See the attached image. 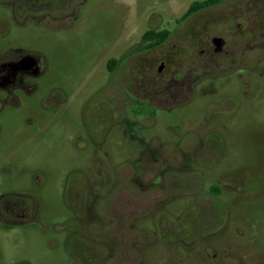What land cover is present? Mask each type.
Segmentation results:
<instances>
[{"label": "flooded vegetation", "instance_id": "obj_1", "mask_svg": "<svg viewBox=\"0 0 264 264\" xmlns=\"http://www.w3.org/2000/svg\"><path fill=\"white\" fill-rule=\"evenodd\" d=\"M2 1L1 23L36 35L13 43L0 37V122L27 114V130L14 133L39 143L40 129L49 135L64 123L59 150L78 151L52 186L54 246L67 260L142 264L141 251L165 232V211L178 202L167 211L182 220L169 228L182 241L177 250L195 248L199 261L206 257L201 264H264V240L244 211L250 203L264 209V126L256 116L264 101V0H232L223 19L194 28L185 16L166 52L155 49L169 37L155 45L148 34L162 31L149 28L130 50L115 47L90 94L83 84L69 93L51 82L48 56L30 43L49 30L83 32L88 0ZM178 110L200 112L201 123L168 138L166 123L157 131L158 118ZM3 133L0 127V140ZM0 170V233L26 229L37 220L34 192L45 182L37 176L30 190L22 174Z\"/></svg>", "mask_w": 264, "mask_h": 264}, {"label": "rangeland", "instance_id": "obj_2", "mask_svg": "<svg viewBox=\"0 0 264 264\" xmlns=\"http://www.w3.org/2000/svg\"><path fill=\"white\" fill-rule=\"evenodd\" d=\"M201 1L203 0H88L84 12L83 32L80 29L76 34L75 28L72 35H65L49 30L43 36H38V41L30 43L38 44L39 48L48 56L51 82H58L67 92L70 91V87L78 88L83 84L81 87L89 90L85 92L90 94L91 91L97 89L98 82L107 76L104 61L113 56L116 46L121 48L122 52L130 50V46L133 43L137 44L150 28L157 31L166 30L170 33L169 40L160 48L155 49V52L172 50L173 43L182 33L178 23L182 22L194 4ZM220 1L219 6L204 8L186 16L184 19L189 20L186 27L194 28L197 25L223 19L227 4L229 5L232 0ZM3 3L0 0V19L5 18ZM1 22L0 37L7 38L6 40L11 43L22 41L23 38L30 41L32 36L36 35L31 32L19 35L14 32L13 27L9 26L8 28V25ZM58 38L63 40V43ZM67 40L71 41L67 42ZM77 42L79 44L76 47ZM82 49H84L83 53H81ZM86 74L91 80L89 84L86 83ZM259 105L261 108L256 116L260 118L261 125L264 126V101ZM18 115L13 121L7 117L8 119L4 118L0 122L2 125L0 127H3L4 131L3 139L0 140V168H7L9 177L15 174L16 178L22 174L24 185L30 190L34 188L35 182L39 183L37 176L45 183L41 189L34 192L40 206L37 220L26 229L0 233V264H78L67 260L61 246H54L58 240H56L57 236L53 231L54 223L51 210V206L56 202V194L52 188V186L55 187L54 181L62 178L64 164L70 163L71 160L76 162L77 148L73 147L71 155L59 150L62 134L65 133L66 125L64 123L50 126L52 129L49 135L40 129L37 134L45 137L42 143L24 141L26 136L16 135L14 129L18 126L27 130L25 127H28L31 118L27 114ZM200 117V112L196 118L192 114L185 113L184 110L173 111L168 115L163 114L158 118L157 131H162L166 123L168 126L166 137L174 138L172 131L179 129L180 126L183 127V130L195 127L196 122L197 125L201 123ZM180 118H183L184 121ZM251 127H254L253 123ZM260 130L262 129L260 128ZM189 135L194 137L193 134ZM9 185L10 188L14 186L15 189L21 186L18 181L9 182ZM175 198L177 197L175 196ZM58 199L60 200V198ZM177 207L178 202L167 207L165 215L170 220L165 219V232L160 231L157 236L152 235L153 245L145 247L146 249L140 253L142 264H201L205 261V256V259L203 257L199 261V254L193 247L190 252L177 250L182 241H179L178 236L174 235V231L175 228L178 229L182 220H177L170 212H167L170 210L174 212ZM161 211L159 208L158 212L161 213ZM244 211L251 225L256 223V232L264 240V209L250 203L246 205ZM185 222L191 227L192 221L187 222L186 220ZM158 225L160 226V224ZM171 227H174V231L169 229ZM188 232L194 234V229ZM189 241L193 242L192 239ZM199 244L198 242L197 245ZM125 253L127 252L123 254ZM123 254L120 255V258Z\"/></svg>", "mask_w": 264, "mask_h": 264}, {"label": "trees", "instance_id": "obj_3", "mask_svg": "<svg viewBox=\"0 0 264 264\" xmlns=\"http://www.w3.org/2000/svg\"><path fill=\"white\" fill-rule=\"evenodd\" d=\"M220 3H221L220 0H203L199 3L194 4L186 16H190L191 14L198 12L201 9L213 7ZM169 35H170L169 31H165V30L160 33L150 32L148 34V36H151L155 39L154 40L155 45L165 42L167 38L169 37Z\"/></svg>", "mask_w": 264, "mask_h": 264}]
</instances>
